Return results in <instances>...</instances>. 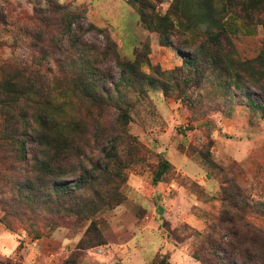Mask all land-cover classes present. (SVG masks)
I'll use <instances>...</instances> for the list:
<instances>
[{
	"label": "rangeland",
	"instance_id": "1",
	"mask_svg": "<svg viewBox=\"0 0 264 264\" xmlns=\"http://www.w3.org/2000/svg\"><path fill=\"white\" fill-rule=\"evenodd\" d=\"M147 1L159 16L172 3ZM221 1L217 7L226 5ZM51 4L76 15L69 41L59 13L50 14ZM188 13L180 23L188 22ZM224 20L237 67L264 53L263 12L249 21L229 10ZM174 24L171 40L180 50L146 30L127 0H0V65L10 66L3 72L11 76L23 68L37 77L34 94L23 102L0 103V263L203 264L194 252L207 250L209 227L221 211L232 214L233 204L264 230V113L252 110L244 96L247 89L264 101V65H253L256 81L235 82L209 53L196 49L200 36ZM106 33L119 62L129 63L123 70L99 55ZM95 57V81L85 84L103 91L98 88L91 100L72 79ZM21 114L31 122L39 116L61 122L62 183L91 177L74 200L88 218L69 213L74 201L57 195L49 173L38 167L34 156L43 159L45 148L29 146L27 161L14 157ZM162 161L169 168L153 182ZM27 180L36 188L34 199H25ZM114 194L118 204L97 201H111Z\"/></svg>",
	"mask_w": 264,
	"mask_h": 264
},
{
	"label": "trees",
	"instance_id": "2",
	"mask_svg": "<svg viewBox=\"0 0 264 264\" xmlns=\"http://www.w3.org/2000/svg\"><path fill=\"white\" fill-rule=\"evenodd\" d=\"M127 2L136 6L143 27L150 32L158 33L162 44L180 50L179 47H175L174 41L171 40V34L175 26L174 21H176L178 26L182 27L183 31L191 33L193 38H198V36L201 37L203 42L196 49H204L202 51L206 54L209 53L212 56L213 63L220 66L221 72L232 75L235 82L238 81L241 82V84L244 77L256 81L255 76L258 73L253 71V65L258 63L259 66L263 67L264 53L259 54L253 60L241 62L240 65H238L239 67H237L235 60L230 55V39L226 31L227 25L224 19L229 10H231V12L235 10L238 14H243L244 19L249 21L252 20L253 16H257L261 12H263L264 15L263 0H243L242 2L238 0H225L226 5L222 7H217L222 2L221 0H191L189 3L184 0H172V3L163 16L154 14V6L148 5L147 0H127ZM49 6L52 8L50 9L51 15L59 13L60 22L64 24L62 25L63 32H65L64 34L68 37L67 41H69L72 34L71 26L73 24V18H75L76 15L66 7H61L57 4H51ZM186 10H189L188 22H186V24L180 23L179 18L184 15ZM234 14L236 15L235 12ZM36 17L43 24L50 23V19L45 16L36 15ZM262 26L264 28V21L262 22ZM100 32H104V30H100ZM103 37L106 43V50H104L103 53H99L100 57L103 60L107 58L113 59L117 67L123 70L129 63L119 62V52L116 49L115 42L107 33L104 34ZM78 39H80V37ZM38 41L43 43L44 39L41 35ZM81 43L82 41L80 44ZM85 55L86 54L82 52V56ZM188 59L189 57L187 59L184 58L186 64L189 65L191 60ZM98 63L96 57L89 65L85 63V67L78 70L72 79V81L74 80L73 84L77 88L75 90L81 92L83 96L85 95L91 100H95V96L98 94V88L103 91V87H99V85L96 89L94 86H90L89 83L85 84V79L95 81L94 77H96L95 75L97 72L96 64ZM8 67L10 66L5 64L0 65V87L5 86V84L8 85V87L6 86V90L0 93V95L4 93L3 101L0 99V103L2 105L5 104V106L14 105L19 99L23 102L26 94H34V81L37 80L35 74L27 73L23 68H14L11 76H8L9 74L6 75L3 72L4 68ZM262 75H264V70ZM4 79H7V81H4ZM19 79H23L25 82L19 84ZM121 81L125 82L127 78L123 76ZM102 82L105 83L106 79L105 81L102 79ZM245 90L246 93L244 96L249 107L252 110L262 111L264 113V101L260 99L254 100L250 91L247 89ZM6 120H4V122H6ZM60 123L61 122L56 118H49L46 116H39L34 118L33 122H31L27 116L21 114L19 120L16 122L17 127L14 135L16 137L17 149L13 155L20 161H27L29 146L45 148L44 151L43 149L41 151L43 159H40L38 154H36L34 156L35 162L41 170L45 171L46 175L49 173V183H51L50 186L54 189V192L57 195L65 196L68 198V201L71 202L77 200L75 190L84 188L86 184L89 183L91 177L84 175V177L76 179L72 184L62 183L63 180L61 177L64 174L61 169H59L60 166L58 164L60 160L58 155L61 153L60 145L63 142L62 135L59 131ZM52 147L55 150V154L50 156L46 154V149ZM61 158H63V154ZM168 168L167 162L162 161L153 176V182H160ZM24 187L25 190L29 192V195L25 197L26 200L34 199L37 196L34 192L36 188L31 185L30 181L27 180ZM235 189L238 195H242L239 188L235 187ZM115 191L116 185H114L112 189V192ZM117 198L118 194H114L111 201H106L107 198L105 199V197H98L97 201L103 206L109 207L112 204H118L120 202ZM80 201L81 199H79L78 203H81ZM94 206L95 205H91L90 207L93 208ZM233 208L235 211L232 214L229 213L228 210L221 211L217 223L209 227L208 233L203 238L204 244L208 247L207 250L201 247L194 252V257L203 264H264V230L249 222L245 212L239 210L235 204H233ZM81 209L82 206L74 201L71 205L72 212L69 213L76 218L82 219L86 215H84L85 212L82 213ZM201 251L206 255L204 256ZM0 264L22 263L10 262ZM66 264L72 263L68 261ZM154 264L170 263L160 261Z\"/></svg>",
	"mask_w": 264,
	"mask_h": 264
}]
</instances>
